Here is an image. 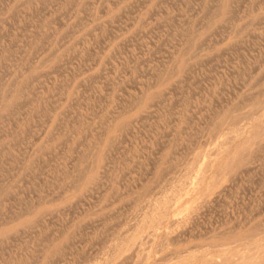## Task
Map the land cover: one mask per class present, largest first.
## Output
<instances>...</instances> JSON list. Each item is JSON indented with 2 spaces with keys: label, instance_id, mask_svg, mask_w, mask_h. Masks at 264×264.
I'll return each instance as SVG.
<instances>
[{
  "label": "rangeland",
  "instance_id": "rangeland-1",
  "mask_svg": "<svg viewBox=\"0 0 264 264\" xmlns=\"http://www.w3.org/2000/svg\"><path fill=\"white\" fill-rule=\"evenodd\" d=\"M263 248L264 0H0V264Z\"/></svg>",
  "mask_w": 264,
  "mask_h": 264
},
{
  "label": "bare ground",
  "instance_id": "bare-ground-1",
  "mask_svg": "<svg viewBox=\"0 0 264 264\" xmlns=\"http://www.w3.org/2000/svg\"><path fill=\"white\" fill-rule=\"evenodd\" d=\"M255 110H256V109H255ZM254 113H255V112H254ZM250 114H251V113H250ZM246 115H247V114H246ZM255 115H256V114H255ZM261 116H262V115H261ZM242 117H244V116H242ZM259 117H260V116H259ZM251 118H252V117H251ZM241 119H242V118H241ZM221 120H222V119H221ZM237 120H238V119H237ZM230 121H231V120H230ZM233 125H234V124H233ZM262 127H263V126H262ZM241 129H243V128H241ZM262 130H263V129H262ZM262 132H263V131H262ZM238 133H239V132H238ZM259 133H260V132H259ZM234 135H235V134H234ZM232 136H233V135H232ZM259 136H260V135H259ZM229 137H230V136H229ZM258 138H259V137H258ZM260 138H261V137H260ZM232 139H233V138H232ZM227 140H228V139H227ZM228 141H229V140H228ZM222 143H223V142H222ZM227 143H230V141L227 142ZM237 145H238V144H237ZM222 146H223V145H222ZM220 147H221V145H220ZM210 150H211V149H210ZM242 150H243V149H242ZM217 151H218V150H217ZM245 153H246V152H245ZM217 154H218V152H217ZM207 156H208V155H207ZM209 156H210V155H209ZM213 156H214V155H213ZM217 156H218V155H217ZM208 158H209V157H208ZM208 158H207V159H208ZM211 160H212V159H211ZM232 160H233V159H232ZM200 161H201V160H200ZM208 161H209V160H208ZM209 162H210V161H209ZM229 162H230V161H229ZM208 164H209V163H208ZM225 164H226V163H225ZM223 165H224V164H223ZM219 167H220V166H219ZM223 167H224V166H223ZM225 167H226V166H225ZM227 167H228V166H227ZM194 168H195V167H194ZM229 168H230V167H229ZM204 170H205V169H204ZM204 172H205V171H204ZM217 172H218V171H217ZM220 173H221V172H220ZM220 173H219V174H220ZM203 174H204V173H203ZM190 178H191V177H190ZM190 178H189V179H190ZM215 182H216V181H215ZM195 185H196V184H195ZM182 188H183V187H182ZM182 188H181V189H182ZM189 191H190V190H189ZM203 194H204V192H203ZM174 200H175V199H174ZM170 203H171V202H170ZM168 209H169V208H168ZM180 209H181V208H180ZM157 214H158V213H157ZM161 218H162V217H161ZM160 220H161V219H160ZM147 222H148V221H147ZM155 222H156V221H155ZM157 222H158V221H157ZM153 224H154V223H153ZM156 224H157V223H156ZM143 227H144V226H143ZM153 227H154V225H153ZM150 232H151V231H150ZM152 232H153V230H152ZM152 232H151V233H152ZM258 233H259V232H258ZM254 234H255V233H254ZM130 235H131V234H130ZM147 235H148V234H147ZM252 235H253V233H252ZM145 236H146V235H145ZM147 237H149V236H147ZM241 237H242V236H241ZM254 237H255V236H254ZM254 237H253V238H254ZM123 239H124V238H123ZM251 239H252V238H251ZM126 240H127V239H126ZM147 240H148V239H147ZM151 240H152V239H151ZM124 241H125V240H124ZM135 241H136V240H135ZM148 241H149V240H148ZM126 242H128V241H126ZM149 242H150V241H149ZM118 243H119V242H118ZM120 243H121V242H120ZM131 243H133V242H131ZM240 243H241V242H240ZM259 243H260V242H259ZM261 243H262V242H261ZM261 243H260V244H261ZM137 244H139V243H137ZM145 244H146V243H145ZM145 244H144V245H145ZM211 244H212V243H211ZM257 244H258V243H257ZM133 245H134V244H133ZM142 245H143V244H142ZM208 245H209V244H208ZM214 245H215V244H214ZM214 245H213V246H214ZM213 246H212V247H213ZM251 246H252V245H251ZM132 247H133V246H132ZM136 247H137V246H136ZM149 247H150V246H149ZM214 247H215V246H214ZM219 247H221V246H219ZM254 247H255V246H254ZM247 248H248V247H247ZM122 249H123V248H122ZM160 249H161V248H160ZM215 249H216V248H215ZM217 249H218V248H217ZM222 249H223V248H222ZM263 249H264V248H263ZM155 250H156V249H155ZM193 250H194V249H193ZM220 250H221V249H220ZM223 250H224V249H223ZM115 251H116V250H115ZM115 251H114V252H115ZM129 251H130V250H129ZM132 251H133V250H132ZM132 251H131V252H132ZM194 251H195V250H194ZM131 252H130V253H131ZM181 254H182V253H181ZM184 254H185V253H184ZM241 254H242V253H241ZM259 254H260V253H259ZM118 255H119V254H118ZM172 255H173V254H172ZM249 255H251V254H248V255L243 254L242 256L238 257V259H237L236 261L234 260L233 263L235 262L236 264H241L242 261H245L244 259H245L246 256H247L246 259H247V258H250V257H248ZM257 255H258V254H257ZM132 256H133V255H132ZM183 256H184V255H183ZM255 256H256V255H255ZM259 256H260V255H259ZM259 256H258V257H259ZM263 256H264V255H263ZM116 257H117V256H116ZM134 257H135V256H134ZM170 257H171V256H170ZM252 257H253V255H252ZM139 258H140V257H139ZM163 258H164V257H163ZM165 258H166V257H165ZM174 258H176V257L174 256ZM174 258H173V259H174ZM142 259H144V258H142ZM162 260H164V259H162ZM165 260H167V259H165ZM165 260H164V261H165ZM220 260H221V259H220ZM141 261H142V260H141ZM172 261H173V260H172ZM212 261H213V260H212ZM260 261H261V260H260ZM262 261H263V260H262ZM166 262H167V261H166ZM209 262H210V261H209ZM215 262H216V261H215ZM247 262H248V261H247ZM258 262H259V261H258ZM258 262L256 261L257 264H258ZM248 263H249V262H248ZM253 263L255 264V262H251V264H253ZM259 263H260V262H259ZM136 264H137V263H136ZM212 264H213V263H212ZM219 264H220V262H219ZM229 264H232V262L229 263ZM244 264H246V262H245ZM249 264H250V263H249ZM261 264H262V262H261ZM263 264H264V263H263Z\"/></svg>",
  "mask_w": 264,
  "mask_h": 264
}]
</instances>
